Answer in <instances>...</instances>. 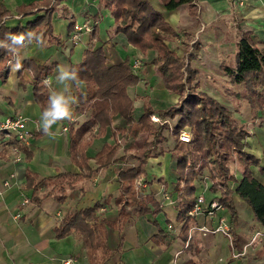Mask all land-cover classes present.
Here are the masks:
<instances>
[{"label": "crops", "instance_id": "crops-1", "mask_svg": "<svg viewBox=\"0 0 264 264\" xmlns=\"http://www.w3.org/2000/svg\"><path fill=\"white\" fill-rule=\"evenodd\" d=\"M32 1L34 0H0L9 11L2 22L14 25L32 20L36 14L16 13L17 6ZM239 1L193 0L192 4L195 5L193 14L190 12L189 3L167 10L160 0H150L179 34L178 37L166 39L169 46L170 42L180 43V47L190 45V51L194 40L200 43V48L189 61L191 67L198 70V74L200 68L193 65L197 54L210 49L217 59L228 46L221 16L234 14L243 23L241 34L249 31L253 39L254 36L260 41L264 39V0H242V3ZM51 4L55 7L51 16L52 30L63 44L44 42L37 45L35 41L28 44L26 40L23 42L25 47H19L12 52L7 60L10 64L9 71L4 79L0 77V122L7 116L20 113L28 118L26 125L30 133L41 128L42 110L34 98L33 74L31 70L22 69L19 72V69L15 68L17 56L20 63L28 58L37 64L55 62L51 73L47 75L50 84L45 83L52 92L62 87L56 82L58 66L78 63L83 50L89 45L103 48L107 64L117 63L126 57L130 63L136 58L140 60L139 65L133 68L139 80L127 88V93L133 100L132 113L135 119L141 115L145 103L150 104L153 109H163L178 100V94L165 86L156 64L150 62L156 55L155 50L140 51L127 41L123 33L116 32L112 14L101 6L99 0H51ZM41 13L43 10L37 14ZM71 20L78 23L86 22L91 29L95 26L97 38L89 32L83 33L80 40L72 41L70 38L72 29L69 28ZM186 32L192 34L188 44L183 43ZM172 48H175V44ZM175 50L179 55L187 52L180 48ZM79 88L84 91V83ZM71 95L76 101L72 83ZM75 104L72 106V119L54 125L53 136L39 132L30 136L25 144L22 143L28 152L20 148L21 143L12 134L0 131V264H63V260L69 257L75 258L73 264H89L82 241L74 230L66 237L57 238L54 232L55 225L64 214L91 206L98 200L103 203L99 214L108 220H114L116 217L117 206L114 197L119 192L117 169L122 165L128 167L138 163L135 159L130 157L123 159L121 156L124 150L130 147L138 149L143 144V141L140 145L134 144L142 133L133 138L117 132L119 149L115 154L116 160L105 167H98L95 161L96 153L105 142L114 143L112 129L116 130L126 125L125 119L119 114L112 116L111 128L109 127L105 134L92 135L84 154L88 167L96 169L89 177L79 178L71 188H68L63 201H57L51 194L42 197L41 189L38 190L40 201L35 203L31 199L32 188L25 187L27 171L35 176V181L58 172L81 171L80 166L75 164L70 156L68 130L66 132L65 129L62 130L71 121L77 126L88 118L89 110L75 112ZM135 105L139 110L137 115L134 113ZM257 129L255 135L246 138L248 142L246 150L260 158L261 164L264 165V127L259 126ZM166 131L168 132V128L163 129L166 136V140L161 143L163 148L169 142ZM124 138L127 139L125 144L121 142ZM170 147L164 148L162 154L149 157L145 165V175L141 176L145 182L150 181L148 184L145 183L147 187L144 189L160 202V212L155 216L150 213L134 214L120 231L107 226L105 242L109 248L110 258L105 264H171L177 252L178 264L187 259H192L195 264H264V226L256 220L249 205L250 213L240 215L238 203L243 204L245 201L235 192L233 200L237 210L236 217L231 218L226 208L219 210L227 216L232 225L233 248L227 237L221 233L203 235L198 229H193L191 237L188 238L190 227L203 224L210 226L216 223L215 219L210 220L197 215L189 219L185 234L180 231L182 221L177 218V204L180 198L174 188L178 177L176 153ZM251 170L253 176L264 185V172L261 173L256 166H251ZM148 173L150 176H147ZM235 176L240 179L241 170ZM5 179L9 180V184L4 185ZM198 184L202 188L200 192L213 193L208 189V178L195 180L196 187ZM235 186L236 182L230 187L234 189ZM24 198L28 201L21 203ZM169 223H172L171 228L168 227ZM157 226L162 229V234L158 233ZM256 232L259 234L255 237ZM119 234L123 235L120 249L117 248ZM233 252L241 253L233 256Z\"/></svg>", "mask_w": 264, "mask_h": 264}, {"label": "trees", "instance_id": "trees-1", "mask_svg": "<svg viewBox=\"0 0 264 264\" xmlns=\"http://www.w3.org/2000/svg\"><path fill=\"white\" fill-rule=\"evenodd\" d=\"M167 10L174 9L183 3H189L190 12L195 13L193 0H160ZM102 7L107 8L116 23L115 31L125 35L127 41L140 51L153 49L155 57L150 61L156 64L161 73L165 86L178 94V100L163 108L153 109L150 104L143 105L141 115L133 117V100L127 93V88L139 80L133 71L128 57L107 64L104 50L101 46L89 45L83 50L82 58L78 63H70V68L77 70L79 79L84 83V91L71 82L75 88V112L89 110L86 120L75 126L74 121L67 125L69 133V152L72 160L80 166L79 173L58 172L54 175L42 177L35 181V176L26 172L25 187L32 188L31 199L39 203L38 190H43L42 197L53 195L57 201L66 198V191L71 188L79 178L89 177L96 169L87 165L84 154L86 146L90 143L92 135L105 134L111 128V118L119 114L125 119L126 125L112 129L111 135L114 143L105 142L95 155L98 167H105L116 160L115 154L119 149L116 140L117 132L121 135L135 138L140 133H146L150 138L145 139L138 149L132 147L124 150L123 159L128 157L138 161L133 166H120L117 169L119 192L114 197L117 206L116 217L108 220L99 209L102 201L98 200L93 205L80 208L74 212L64 214L54 227L55 237L63 238L74 233L82 241L89 264H105L109 258V248L106 245V227L111 226L119 231L130 216L150 213L157 215L161 208L160 202L150 192H145L143 187L135 188V179L145 175V165L151 156L162 154L165 149L161 143L166 140L163 129L169 128L168 120H172L170 136L174 140L173 150L176 153V172L178 174L174 186L179 195L177 204V218L182 221L180 231L185 234L190 216L188 210L192 207L195 193V180L208 178V189L213 193L218 192V199L223 208H226L231 218H235L237 210L233 200V192L238 194L251 208L256 220L264 226V185L256 179L251 166H256L262 173L264 165L260 158L246 150L249 130L239 127L232 112L213 96L199 88L197 80L198 70L191 67L189 61L200 48V43L194 40L192 49L179 55L174 48L166 42L168 37H178V32L165 20L161 11L157 10L150 0H99ZM43 10V13L37 14ZM55 7L51 0H34L28 4L16 7L17 14H36L32 20L25 24L16 23L6 25L3 17L9 11L0 2V77L5 78L10 64L7 60L11 57L13 48L20 45L14 44L11 36L26 35L33 31L42 35L43 43L63 44L60 37L52 30L51 16ZM74 21L69 23L73 29ZM97 38L96 27L91 31ZM184 44L192 39V34L185 33ZM23 41V42H24ZM264 43V39L261 40ZM22 42V44H23ZM42 43V44H43ZM235 67L221 64L220 69L229 77L231 82L243 83L246 92L241 97L246 100L254 111L264 112V49L259 48L249 31H244L238 42L235 53ZM19 68L31 70L33 74V94L41 110L47 106L51 90L43 81L51 73L55 62L35 63L32 59H24ZM156 114L164 122H153L151 115ZM260 117H263L260 115ZM264 127V118L259 122ZM190 127V140L185 142L178 135L184 127ZM43 132L40 128L30 136ZM20 148L27 151L22 143ZM28 152V151H27ZM28 155V153H27ZM238 163L241 177L237 179L230 168L229 161ZM216 165L213 171L211 165ZM207 173V174H206ZM236 182L234 189L231 182ZM146 184L150 181H146ZM200 183V182H199ZM157 223L156 220H154ZM158 227V233L162 229ZM123 235L119 234L117 248H121ZM180 264H195L192 259H187Z\"/></svg>", "mask_w": 264, "mask_h": 264}, {"label": "rangeland", "instance_id": "rangeland-1", "mask_svg": "<svg viewBox=\"0 0 264 264\" xmlns=\"http://www.w3.org/2000/svg\"><path fill=\"white\" fill-rule=\"evenodd\" d=\"M220 20H222L226 29L227 35H225L226 37L225 41L228 46L224 49L222 53L218 55L217 59L215 58L216 56L210 52V49H206L202 54L199 53L196 55V60L193 61L194 62L193 65L198 66L200 68V73L197 75L198 76L197 80L199 81V88L207 92L209 95L213 96L214 98H216L223 105H225L232 112L233 116L235 117L237 125L239 127H245L249 130V136L255 135L258 132L257 127L260 126L259 125L260 120L264 118V112L261 113L260 111L252 110L248 105V103L246 102V100H244L241 97V95H243L246 92L243 83L231 82L229 77L226 76L223 73V71L219 68L220 64H226L235 67L236 65L235 53L237 50V42L241 36L243 23H241V21H239L232 13L226 16H221ZM254 40L255 42H258L257 45L259 46V48L264 49V43L262 41L258 40V38L255 36H254ZM174 44H175L174 49L180 48L185 51H189L190 45H188L187 47H182V46L180 47V43L170 42V46L173 47ZM201 57L207 59H201ZM134 113L135 115L139 113L137 105L134 106ZM260 115H262L263 117H260ZM168 124H169V128H168V132L166 131V134H168L167 136L169 142L165 144L164 148H169L170 146L173 145V140L172 137L170 136V130H169L170 126L173 124V121L171 120L170 123ZM186 128L190 130L189 126H186ZM62 130L64 131V129ZM66 131L67 129H65V132ZM249 136L247 137L249 138ZM147 138L149 139L150 136H148V134L146 133H142V135L137 137L134 144L140 145V143L142 141L144 142V140ZM126 141L127 139L125 138L121 140L123 144H125ZM229 164L234 174H237L240 171V166L236 161L231 160L229 161ZM211 168L213 171H216L215 164H212ZM147 176H150V174L148 173ZM231 185L234 186V182H231L230 186ZM141 187L146 188L147 185L145 184V186H140V188ZM196 189L199 190L198 192L201 191L202 188L200 184L197 185ZM198 192L195 191V193ZM205 194L206 197L208 198H211V196H219L218 192L210 193L206 191ZM238 209L241 216L250 213V209H248V204L246 202H244L243 204L238 203Z\"/></svg>", "mask_w": 264, "mask_h": 264}, {"label": "built area", "instance_id": "built-area-1", "mask_svg": "<svg viewBox=\"0 0 264 264\" xmlns=\"http://www.w3.org/2000/svg\"><path fill=\"white\" fill-rule=\"evenodd\" d=\"M239 3H242V0L239 1ZM91 31V26L84 22V23H78L74 22L73 29L70 34V38L72 41H78L80 40L81 36L83 33H89ZM140 63V60L136 58L132 64V68L137 67ZM43 81L49 85L50 84V79L46 75L43 79ZM27 117L20 114V113H15L13 115L7 116L3 119V121L0 122V131L10 133L12 134L16 140L19 142L25 144L28 142L27 139L30 137V131L27 128L26 122H27ZM151 120L153 122H164L167 121L166 119L161 120L159 116L156 114L151 115ZM63 129H67V127H63ZM179 139L182 141H189L190 140V131L184 127L183 129L180 130ZM141 177H138L135 179V188L138 189L140 186H145V182H143ZM4 185L9 184V180L5 179L3 181ZM28 199L24 198L21 203L27 202ZM223 207L219 203L218 199L214 196L211 198H206L204 192H200L196 195L192 207L188 210V214L190 218H193L197 215H201L205 218H208L210 220L215 219L216 223L210 226L207 225H200V226H193L188 229V238L191 237L193 229H198L203 235L207 233H221L227 239L229 240V243L231 247L233 248V235H232V225L227 218V216L223 213H221L219 210H221ZM168 227H172V223L168 224ZM259 234V232L255 233V237ZM241 252L238 253H232L233 256H236L240 254ZM177 255L178 252L175 254L174 258L172 259L171 264H178L177 262ZM74 259L72 257L66 258L63 260V264H73Z\"/></svg>", "mask_w": 264, "mask_h": 264}, {"label": "clouds", "instance_id": "clouds-1", "mask_svg": "<svg viewBox=\"0 0 264 264\" xmlns=\"http://www.w3.org/2000/svg\"><path fill=\"white\" fill-rule=\"evenodd\" d=\"M29 37L28 44L36 42L37 45L43 43V37L36 32L30 31L26 34ZM11 39L14 44L25 47L22 42L25 40V35H13ZM14 52L15 48L12 49ZM21 67L20 59L17 56L15 68ZM56 82L61 85L60 90H53L49 96L47 106L43 109L40 115V126L43 133L47 136H53L52 128L54 125H59L64 120H71L73 117V104H75V98L71 95V82H75L79 88L82 85V81L79 79L77 70L70 68L67 65L58 66V75L56 76Z\"/></svg>", "mask_w": 264, "mask_h": 264}]
</instances>
